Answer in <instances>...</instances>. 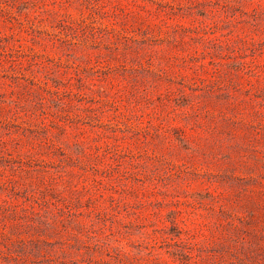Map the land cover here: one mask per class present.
Instances as JSON below:
<instances>
[{"label":"rangeland","instance_id":"1","mask_svg":"<svg viewBox=\"0 0 264 264\" xmlns=\"http://www.w3.org/2000/svg\"><path fill=\"white\" fill-rule=\"evenodd\" d=\"M0 264H264V0H0Z\"/></svg>","mask_w":264,"mask_h":264}]
</instances>
